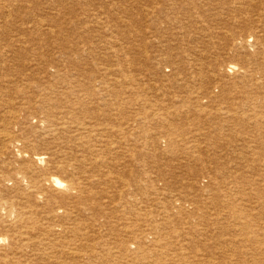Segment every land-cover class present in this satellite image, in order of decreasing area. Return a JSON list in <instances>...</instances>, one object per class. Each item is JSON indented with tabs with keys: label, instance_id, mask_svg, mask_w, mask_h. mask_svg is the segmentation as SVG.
I'll list each match as a JSON object with an SVG mask.
<instances>
[{
	"label": "rangeland",
	"instance_id": "374dc122",
	"mask_svg": "<svg viewBox=\"0 0 264 264\" xmlns=\"http://www.w3.org/2000/svg\"><path fill=\"white\" fill-rule=\"evenodd\" d=\"M240 2L0 0V237L2 225L11 232L0 243V264H264V0L260 15L245 5L239 11ZM241 22L257 30L261 46L241 49ZM231 64L240 70L229 71ZM45 83L53 88L46 99L57 96L53 105L33 89ZM47 105L56 107L54 123L72 126L55 132L36 111ZM31 140L36 148L27 149ZM23 149L67 167L54 164L44 180L103 176L101 185L82 183L67 197L52 189L48 212L30 176L20 174L24 162H39L18 156ZM51 163H36V173Z\"/></svg>",
	"mask_w": 264,
	"mask_h": 264
},
{
	"label": "bare ground",
	"instance_id": "6f19581e",
	"mask_svg": "<svg viewBox=\"0 0 264 264\" xmlns=\"http://www.w3.org/2000/svg\"><path fill=\"white\" fill-rule=\"evenodd\" d=\"M256 1V2H255ZM236 2H238V1H236ZM256 4H255V3ZM263 3V2H262ZM238 4H240V5H242V6H240L239 5V7H238V10L239 11H242L243 10V6L245 5V6H247L249 9L251 8L252 10H251V13H256L257 12V14L258 15H260L261 13H260V9H259V6H261V2H260V0H242V2H240V3H238ZM234 5V4H233ZM255 7V10L253 9V7ZM263 6V5H262ZM248 9V10H249ZM264 9V8H263ZM250 11V10H249ZM262 12H263V10H262ZM243 13L245 14V11L243 10ZM249 13V12H248ZM263 14V13H262ZM243 15V14H242ZM225 20V19H224ZM247 21V20H246ZM251 22V21H250ZM254 22V21H253ZM50 23V22H49ZM241 23H243V22H241ZM240 23V24H241ZM249 23V22H248ZM248 23L246 24H244V26H242L241 28H243V32H242V34H239V36H238V38L237 37H235V38H237L236 40L241 44V49L243 50V51H247V49H249V48H258V46H261V44H260V39H258V33L256 34V32H257V30H256V32L254 31V32H252L251 33V31L252 30H250L249 29V27L250 26H248ZM251 24V23H250ZM254 24V23H253ZM255 26V25H254ZM248 27V28H247ZM36 28V27H35ZM256 29V28H255ZM261 30V29H260ZM261 32V31H260ZM262 33V32H261ZM221 34V33H220ZM236 41V42H237ZM239 45V44H238ZM239 47V46H238ZM263 47V46H262ZM238 49V48H237ZM240 49V50H241ZM260 51H262V49H260ZM238 55V54H237ZM247 56V55H246ZM240 59V58H239ZM241 61H243L242 59H240ZM245 61V60H244ZM243 61V62H244ZM236 64V63H235ZM235 64H231V66L230 65H228V69H229V71H231V72H233V71H237V70H240V65H235ZM263 65V64H262ZM227 67V66H226ZM239 67V68H238ZM242 68V67H241ZM243 70H241V72L243 71L244 73H246L247 71L244 69V68H242ZM242 72V73H243ZM202 74H203V72H202ZM204 75V74H203ZM202 75V76H203ZM241 75V74H240ZM260 77V76H259ZM264 77V76H263ZM67 78V77H66ZM239 78H242V77H239ZM244 78V77H243ZM72 79H74V78H72ZM234 79V78H233ZM254 79V78H253ZM257 79V78H256ZM262 79V78H261ZM48 80V79H47ZM61 80V79H60ZM239 80V79H238ZM51 81V80H50ZM15 82H18V81H15ZM23 82V81H22ZM55 82H56V80H55ZM254 82V81H253ZM257 82V81H256ZM262 82V81H261ZM261 82H257V84L256 85H259V84H261ZM47 83H48V81H47ZM53 83V82H52ZM11 84V83H10ZM21 84V83H20ZM19 84V85H20ZM46 84V83H45ZM50 84V83H49ZM65 84V83H64ZM63 84V85H64ZM173 84V83H172ZM176 84H177V82H176ZM17 85V84H16ZM18 85V86H19ZM41 85H42V83H41ZM41 85H40V87L38 88V87H36L35 88V86H34V88L33 89H36V91H37V89H38V91H40V95L38 96L40 99H43V100H45L46 102V104L47 103H49L50 101H51V105H53V100L54 99H56L57 98V96H55L56 98H54L53 100H50V99H52V98H48V99H46L48 96H51L52 97V95H49L50 93L52 94V92H53V88L51 87V86H48V84H46L47 86H44V84H43V86L41 87ZM245 85V84H244ZM264 85V84H263ZM11 86V85H10ZM17 86V87H18ZM57 86H58V84H57ZM67 86V85H66ZM22 87V86H21ZM59 87V86H58ZM72 87H73V85H72ZM246 87V86H245ZM254 87V86H253ZM14 88V87H13ZM13 88H9V89H12L13 90ZM42 88V89H41ZM82 88V87H81ZM9 89L7 90L8 92H10L9 91ZM17 89V88H16ZM57 89V88H56ZM77 89V88H76ZM115 89V88H114ZM18 90V89H17ZM59 90V89H58ZM259 90V89H258ZM22 91V90H21ZM24 91V90H23ZM55 91V90H54ZM72 91V90H71ZM14 92V91H13ZM65 92V91H64ZM75 92V91H74ZM83 92V91H82ZM81 91H80V93H82ZM258 92V91H257ZM260 92V91H259ZM77 93V92H76ZM112 93H114V92H112ZM15 94V93H14ZM53 94H55V93H53ZM59 94H61L60 92H59ZM69 94L70 93H68V96H69ZM71 94H73V93H71ZM77 94H79V93H77ZM81 95V94H80ZM263 95V94H262ZM41 96V97H40ZM99 96V95H98ZM111 96V95H110ZM112 96H114L113 94H112ZM261 96V95H260ZM37 97V98H38ZM59 97V96H58ZM76 97V96H75ZM103 97V96H102ZM25 98V97H24ZM29 98V97H28ZM26 99V100H28L29 101V99ZM220 98V97H219ZM31 99V98H30ZM66 99V98H65ZM26 100H25V103H26ZM32 100V99H31ZM30 100V101H31ZM36 100V99H35ZM42 100V101H43ZM21 101V103H22V100H20ZM39 101V100H38ZM60 101V100H59ZM74 101V100H73ZM75 101H77V97H76V100ZM24 102V101H23ZM66 102V101H65ZM260 102L261 103H264V96L262 97V98H260ZM20 103V104H21ZM30 103V102H29ZM33 103H35L34 101H33ZM43 103V102H42ZM69 103H72V102H69ZM83 103V102H82ZM248 103V102H247ZM75 104H76V102L73 104V105H71V107H70V109H71V112L70 113H67L68 115H71V114H73L72 113V110H74V106H75ZM245 104V103H244ZM244 104H242V106L244 105ZM254 104V103H253ZM27 105V104H26ZM38 105V104H37ZM250 105V104H249ZM19 106V105H18ZM29 106V105H28ZM27 106V107H28ZM32 106V105H31ZM35 106H36V104H35ZM34 106V107H35ZM48 106V105H47ZM54 106H55V104H54ZM65 106V105H64ZM64 106H62V107H64ZM79 106V105H78ZM239 106V105H238ZM245 106V105H244ZM254 106V105H253ZM30 107V106H29ZM33 107V108H34ZM80 107V106H79ZM240 107V106H239ZM238 107V108H239ZM48 108H49V106H48ZM54 108H56V107H54ZM54 108L53 109H50V111H47V110H45L44 108H40L39 107V109H38V107H36V111L38 112H41V113H43V114H45L43 117L45 118V119H43V120H45L46 122H47V124H52L51 126L52 127H54V131L55 132H57L58 133V131H60V130H64V128H66L67 127V125H71L72 126V123L71 122H63V123H54V122H56V121H54L55 120V118L57 117V116H54ZM59 109H60V107H58ZM81 108V107H80ZM237 108V107H236ZM243 108V107H242ZM246 108V107H245ZM75 109H77V108H75ZM240 109V108H239ZM63 109H61V111H62ZM64 110H66V109H64ZM64 110H63V112H64ZM115 110V109H114ZM35 111V112H36ZM121 111V110H120ZM56 112V111H55ZM74 112V111H73ZM77 112H79V111H77ZM81 112V111H80ZM39 114V113H38ZM66 114V115H67ZM76 115H78V114H76ZM65 117V116H64ZM73 118H74V116H73ZM58 119V118H57ZM63 119V118H62ZM62 119H60V120H62ZM67 119V120H66ZM74 119H76V118H74ZM64 120V119H63ZM69 120V118L68 117H65V121H68ZM16 121V120H15ZM40 121H42V120H40ZM70 121V120H69ZM62 122V121H61ZM12 123V122H11ZM30 123V122H29ZM71 123V124H70ZM75 123V122H74ZM38 124V123H37ZM41 124V123H40ZM39 124V125H40ZM91 124V123H90ZM30 126H31V124H29ZM75 125V124H74ZM73 125V126H74ZM78 126V125H77ZM80 126V125H79ZM82 126V125H81ZM32 128V127H31ZM36 128H38V127H35V130H37ZM40 128V127H39ZM38 128V131H40V129ZM47 128V127H46ZM45 128V129H46ZM74 128V127H73ZM84 128V127H83ZM82 128V130H84ZM71 129V128H70ZM34 130V131H35ZM78 130V129H77ZM79 130H81V127H80V129ZM28 132V131H27ZM26 132V133H27ZM30 132V131H29ZM54 132V133H55ZM63 132V131H62ZM83 132H85V131H83ZM22 133V132H21ZM5 134H7V133H5ZM28 134V133H27ZM59 134V133H58ZM57 134V135H58ZM62 134V133H61ZM64 134V133H63ZM85 134V133H84ZM87 134V133H86ZM4 135V134H3ZM31 135H33V134H31ZM47 135H48V132H47ZM53 135V134H52ZM55 135V134H54ZM65 135V134H64ZM67 135V134H66ZM8 136H9V134H8ZM8 136L6 137L7 139H8ZM28 136V135H27ZM41 136V135H40ZM43 136V135H42ZM46 136V135H45ZM4 137V136H3ZM38 137V136H37ZM47 137V136H46ZM152 137V136H151ZM24 139H26L25 137H23ZM22 138V139H23ZM58 138V137H57ZM62 138V137H61ZM60 137L58 138V139H61ZM11 139V138H10ZM4 140H6V139H4ZM13 140V139H12ZM53 140V139H52ZM144 140H146V137H144ZM9 141V140H8ZM15 141V140H14ZM14 141H12L10 144L11 145H14ZM50 141V140H49ZM55 141V140H54ZM53 141V142H54ZM61 141V140H60ZM147 142H148V139L146 140ZM145 141V142H146ZM36 143H37V141H35ZM52 142V143H53ZM56 142V141H55ZM57 142H58V140H57ZM144 142V143H145ZM9 143V142H8ZM74 143H76V142H74ZM49 144V143H48ZM57 144V143H56ZM63 144V143H62ZM147 144V143H146ZM7 145V144H6ZM36 145H38V144H36ZM41 145V144H40ZM52 145H54V144H52ZM58 145V147H61L59 144H57ZM87 145V144H86ZM145 146V145H144ZM25 147L27 148V149H34V147L36 148V146H34L33 145V143H32V140H31V142L29 141V142H27V143H25ZM38 147V146H37ZM53 147V146H52ZM57 147V146H56ZM81 147L82 148H84V146L83 145H81ZM85 147H88V146H85ZM143 147V146H142ZM17 148V147H16ZM75 148V147H74ZM81 148V149H82ZM90 148V147H89ZM145 148H146V146H145ZM189 148V147H188ZM187 148V149H188ZM57 149V148H56ZM61 149V148H60ZM87 150H86V152L88 151V148H86ZM148 149V148H147ZM16 150V149H15ZM48 150V149H47ZM75 150H76V148H75ZM90 150H92L91 148H90ZM89 150V151H90ZM107 151H106V155L107 156H109L110 155V157H111V155L112 156H114L115 154L113 153L114 151V148H113V150H112V148H109V149H106ZM105 151V150H104ZM117 151H119L118 149H117ZM122 150H120V152H121ZM144 151H146L145 149H144ZM19 153H18V156H20V157H24L23 155L24 154H26V156H32V157H34L35 158V156H36V158L34 159V160H38L39 162H37L36 161V163H44V162H48V163H51L52 161H51V159H47V157L46 158H44V156H47V155H45V154H42V155H44V156H41L40 154H31V153H29V151L28 150H20V151H18ZM48 152V151H47ZM58 153H61V150H59L58 151ZM57 153V154H58ZM82 153V152H81ZM92 153V152H91ZM90 153V154H91ZM94 153V152H93ZM92 153V154H93ZM98 153H100V152H98ZM117 153V152H116ZM31 154V155H30ZM54 154H56V152L54 153ZM54 154H53V156H54ZM56 154V155H57ZM80 154V153H79ZM121 154V153H120ZM35 155V156H34ZM55 155V156H56ZM84 155V154H83ZM86 155V154H85ZM123 155V154H122ZM79 156V155H78ZM89 156V155H88ZM87 156V157H88ZM124 156H125V154H124ZM116 157V156H115ZM118 157V156H117ZM139 157H141L142 159H146V155H139ZM80 158V157H79ZM82 158H84V157H82ZM92 157H90V159H91ZM113 158V157H112ZM2 159V158H1ZM0 159V160H1ZM49 160V161H47V160ZM94 159H96V158H94ZM114 159V158H113ZM13 160V159H12ZM79 160V159H78ZM3 161V160H2ZM21 161H22V159H21ZM27 161V160H26ZM58 161V160H57ZM56 161V162H57ZM61 161H62V159H61ZM93 161V160H92ZM16 162H17V160H16ZM79 162V161H78ZM4 163V162H3ZM36 163H26V162H24V164L22 165V167H21V169H20V174L22 175V174H24L25 176H30V178L28 179L29 180V183L27 184V185H29V187L31 188V189H33V190H35V191H37V193L39 194V196H42L43 198H46V201H45V207H46V210H48V212H49V210L51 211L52 210V206H51V204H52V202H54V197H53V195H52V193H51V191H52V189L54 190V189H62V190H64V191H67L66 193L67 194H65V196L67 197L68 196V193L69 192H71V191H78L77 193L78 194H80V187L81 186H84V185H88V184H90V183H92V184H94V185H97V183L99 184L100 182L99 181H101L102 180V177L101 176H96V177H92L89 173V175L90 176H88L85 180H80V179H72L71 180V184H66L65 182H64V180H61V178H58L57 176H54V177H52L54 174H52V176L50 177V179H48V180H44V178H42V176L43 177H47V175L48 174H51L52 172H53V170H52V166L55 164V167L54 168H56L57 169V171H59V172H67V167L65 166V165H63V166H59V165H57L56 163H51L52 165H51V168H50V166L49 167H43L44 169H43V172H38V173H36L37 172V170L35 171V164ZM83 163H84V161H83ZM1 164V163H0ZM47 164V163H46ZM61 164V163H60ZM81 164V163H80ZM86 164V163H85ZM94 164V163H93ZM18 165H20L21 166V163L20 164H18ZM48 165V164H47ZM99 165V164H98ZM109 165V169L111 170V171H113L114 169H115V164L113 163V165H111L112 166V168H110V163L108 164ZM1 166V165H0ZM84 166V165H83ZM83 166L81 167V169H82V174L81 175H83L84 174V176L87 174V170L85 169V168H83ZM101 166H103V165H101ZM105 166V165H104ZM93 167H94V165H93ZM91 168V167H90ZM95 168V167H94ZM99 168V167H98ZM5 169V168H4ZM9 169V168H8ZM11 170V169H10ZM13 170V169H12ZM17 170V169H16ZM77 170V169H76ZM3 172H4V170H2ZM13 172V171H12ZM49 172V173H48ZM71 173V172H70ZM91 174H92V172H90ZM1 174H2V172H1ZM6 174V173H5ZM72 174V173H71ZM18 175V174H17ZM23 175V176H24ZM8 176V175H7ZM87 176V175H86ZM144 176V175H143ZM2 177H3V175H2ZM76 177V176H75ZM83 177V176H82ZM100 177H101V180H100ZM108 177V176H107ZM72 178H74V177H72ZM1 179V178H0ZM139 179H140V184H141V189H144V190H146V181L143 179V177H139ZM8 180H12V179H8ZM25 180H27V179H25ZM97 180H99V181H97ZM4 181H6V180H4ZM16 181V180H15ZM79 181H81V183L79 182ZM26 182V181H25ZM86 184H85V183ZM1 183V182H0ZM4 183H6V182H4ZM12 183V182H11ZM78 183H79V185H78ZM84 185H83V184ZM3 184V183H2ZM1 184V185H2ZM26 184V183H25ZM23 185V184H22ZM100 185H101V183H100ZM7 186V185H6ZM21 186V185H20ZM91 186V185H90ZM3 187H4V185H3ZM22 187V186H21ZM86 188H87V186H85ZM2 188V187H1ZM17 188V187H16ZM15 188V189H16ZM20 188V187H19ZM85 188V189H86ZM102 188V187H101ZM8 189V188H7ZM25 189H26V187H25ZM89 189V188H88ZM243 189V188H242ZM2 190V189H1ZM20 190H24V189H20ZM244 190V189H243ZM6 191V190H5ZM13 191H14V189H13ZM15 191H17V190H15ZM143 191V190H142ZM213 191V190H212ZM7 192V191H6ZM6 192H4V193H6ZM12 192V191H11ZM24 192V191H23ZM55 192V191H54ZM87 192V191H86ZM101 192H105V191H101ZM214 192V191H213ZM2 193V192H1ZM9 193H10V191H9ZM18 193H19V191H18ZM25 193V192H24ZM28 193V192H27ZM82 193V192H81ZM85 193V192H84ZM88 193V192H87ZM145 193V192H144ZM144 193H142L143 195H145ZM242 193V192H241ZM20 194V193H19ZM54 194V193H53ZM89 194V193H88ZM98 194V193H97ZM104 194V193H103ZM102 194V195H103ZM109 194V193H108ZM215 194V193H214ZM17 195V194H16ZM22 195V194H21ZM85 195V194H84ZM99 195H101V194H99ZM186 195V194H185ZM184 195V196H185ZM189 195V194H188ZM13 196V195H12ZM27 196V195H26ZM76 196V195H75ZM104 196V195H103ZM19 197V196H18ZM22 197V196H21ZM56 197H58V195L56 196ZM71 197H72V194H71ZM88 197V196H87ZM92 197V196H91ZM95 197V196H94ZM98 197V196H97ZM105 197V196H104ZM185 197H187V196H185ZM65 198V197H64ZM74 198V197H73ZM107 198V197H106ZM188 198V197H187ZM10 199V198H9ZM16 199H18V198H16ZM23 199H26L25 197L23 198ZM39 199V198H38ZM82 199V198H81ZM84 199H86V195H85V197H84ZM88 199V198H87ZM92 199H93V197H92ZM182 201H183V199L182 198H180ZM2 199H0V201H1ZM22 200V199H21ZM21 200H20V202H21ZM45 200V199H44ZM58 200V199H57ZM56 200V201H57ZM73 200V199H72ZM90 200V199H89ZM96 200V199H95ZM148 200V199H147ZM150 200V199H149ZM162 200V199H161ZM180 200V201H181ZM192 200V199H191ZM4 201V200H3ZM16 201H18V200H16ZM75 201H76V199H75ZM82 201V200H81ZM81 201H80V203H81ZM84 201V200H83ZM177 201V200H176ZM181 201V202H182ZM230 200H228L227 201V203H225L226 204V206L227 207H230L231 205H233V203H228ZM241 201V200H240ZM243 202H244V200H242ZM15 202V201H14ZM25 202V201H24ZM69 202H71V201H69ZM87 202V201H86ZM184 202V201H183ZM182 202V203H183ZM191 201L189 200V203H190ZM196 202V201H195ZM194 202V203H195ZM251 202V201H250ZM7 203V202H6ZM72 203V202H71ZM80 203H78L79 205H80ZM88 203H89V201H88ZM93 203H97V202H93ZM187 203V202H186ZM188 203V204H189ZM5 204V203H4ZM8 204V203H7ZM10 204V203H9ZM23 205H25L24 203H22ZM84 204V203H83ZM85 204H87V203H85ZM92 204V203H91ZM220 204V203H219ZM218 204V205H219ZM222 204H224L223 202L221 203V206H223ZM236 204V203H235ZM240 204V203H239ZM12 205V204H11ZM17 205V204H16ZM15 205V206H16ZM27 205V204H26ZM30 205V204H29ZM39 205V204H38ZM181 205V204H180ZM190 205H192V204H190ZM238 205V204H237ZM5 206V205H4ZM18 206H19V204H18ZM21 206V205H20ZM19 206V207H20ZM68 206V205H67ZM73 206V205H72ZM82 206V205H81ZM80 206V207H81ZM87 206V205H86ZM195 206V205H194ZM193 206V207H194ZM225 206V205H224ZM239 206H241V205H239ZM7 207H10L9 205H7ZM24 206H22V208H23ZM27 207V206H26ZM25 207V208H26ZM30 207V206H29ZM64 207V206H63ZM65 207H66V204H65ZM64 207V208H65ZM69 207H70V205H69ZM88 207V206H87ZM87 207H84L85 208V212L87 213ZM149 207V206H148ZM184 207H186L185 206V202L182 204V207L180 208V211H183L182 209H184ZM217 207V206H216ZM227 207H225V208H227ZM15 207L13 206V209H14ZM16 208H17V206H16ZM21 207H20V209H22ZM28 208V207H27ZM61 208V207H60ZM213 208V207H212ZM260 208V207H259ZM2 209H3V206H2ZM35 209V208H34ZM68 209V208H67ZM71 209H72V207H71ZM90 209V208H89ZM186 210H187V207L185 208ZM224 209V208H223ZM3 210H6V209H3ZM18 210V209H17ZM59 210V209H58ZM70 210V209H69ZM91 210V209H90ZM177 210V209H176ZM212 210H214V209H212ZM15 211V210H14ZM52 211H54V210H52ZM65 212H66V210H64ZM72 211V210H71ZM71 211H69V212H71ZM76 211V210H75ZM78 211V210H77ZM195 211V210H194ZM201 211V210H200ZM228 211V210H227ZM236 211H239V210H236ZM235 211V212H236ZM34 212H36V211H34ZM68 212V211H67ZM68 212V213H69ZM219 212V211H218ZM230 212V211H229ZM243 212V211H242ZM3 213V212H2ZM31 213V212H30ZM30 213H28V215L30 214ZM44 213V212H43ZM51 213V212H50ZM59 213V212H58ZM183 213H185L184 211H183ZM207 213V212H206ZM213 213V212H212ZM228 213V212H227ZM226 213V214H227ZM234 213V212H233ZM233 213H232V215H233ZM17 214V213H16ZM25 214L26 213H22V212H20L19 214H17V218L19 219V217L21 218V217H23V216H25ZM32 214H34V213H32ZM37 214V213H36ZM52 214V213H51ZM63 214V213H62ZM96 214V213H95ZM208 214V213H207ZM216 214V213H215ZM222 214V213H221ZM220 214V215H221ZM229 214V213H228ZM235 214H238V213H235ZM42 215V214H41ZM46 215V214H45ZM58 215V214H57ZM71 215V214H70ZM81 215V214H80ZM217 215H219V213H217ZM242 215H244V214H242ZM36 216V215H35ZM59 216V215H58ZM73 216V215H72ZM96 216V215H95ZM95 216H93V217H95ZM144 216H146V215H144ZM222 216V215H221ZM234 216V215H233ZM236 216V215H235ZM247 216V215H246ZM262 216V215H261ZM5 217V216H4ZM12 217V216H11ZM26 217V216H25ZM32 217V216H31ZM51 216H49V218H50ZM53 217V216H52ZM51 217V218H52ZM83 217H84V215H83ZM147 217V216H146ZM145 217V218H146ZM197 217H199V216H197ZM252 217V216H251ZM43 218V217H42ZM48 218V217H47ZM54 218V217H53ZM56 218V217H55ZM71 218V217H70ZM75 218H77V217H75ZM200 218V217H199ZM235 218V217H234ZM11 219V218H10ZM45 219V218H44ZM61 219H62V217H61ZM264 219V218H263ZM33 220H35V219H33ZM43 220V219H42ZM48 220V219H47ZM46 220V221H47ZM51 220V219H50ZM54 220V219H53ZM240 220V219H239ZM24 221V220H23ZM31 221V220H30ZM38 221H39V219H38ZM185 221V220H184ZM195 221V220H194ZM223 221V220H222ZM34 222V221H33ZM224 222H225V220H224ZM25 223V222H24ZM28 223V222H27ZM31 223H32V221H31ZM30 223V224H31ZM37 223V222H36ZM41 223V222H40ZM9 224V223H8ZM192 224V223H191ZM218 224V223H217ZM37 225H38V223H37ZM13 226V225H12ZM28 226V225H27ZM32 226V225H31ZM31 226H30V228H31ZM42 226V225H41ZM219 226V225H218ZM22 227V226H21ZM20 227V228H21ZM216 227V226H215ZM2 228H3V235L1 236V237H3V238H1L0 237V243H2L3 241H9V235L11 234V232H9V227H7L6 225H2ZM28 228V227H27ZM39 228L40 227H38V230H39ZM77 228V227H76ZM0 229H1V227H0ZM11 229V228H10ZM15 229H17V227H15ZM23 229V228H22ZM26 229V228H25ZM29 229V228H28ZM35 229V228H34ZM45 229V228H44ZM77 229H79V227L77 228ZM77 229H74L75 231L77 230ZM18 230H20L19 228H18ZM17 230V231H18ZM24 230V229H23ZM31 230V229H30ZM41 230V229H40ZM71 230V229H70ZM73 230V231H74ZM80 230V229H79ZM44 231V230H43ZM46 231V230H45ZM33 232H34V230H33ZM32 232V233H33ZM51 232V231H50ZM53 232V231H52ZM8 233H10V234H8ZM14 233H16V232H14ZM29 235L31 234L30 232H27ZM35 233H37V231L35 232ZM43 233V232H42ZM45 233H47V232H45ZM44 233V234H45ZM53 233H55V232H53ZM79 233V232H78ZM50 234H52V233H50ZM17 235V234H16ZM20 235V234H19ZM27 235V234H26ZM32 235V234H31ZM30 235V236H31ZM47 235V234H46ZM22 236V235H21ZM24 236V235H23ZM49 236V235H48ZM53 236H54V234H53ZM75 236H77V234L75 235ZM45 237V236H44ZM180 237V236H179ZM11 239H12V237H10ZM18 238V237H17ZM54 238H55V236H54ZM19 239V238H18ZM22 239V238H21ZM21 239H20V241H21ZM15 240V239H14ZM49 240H50V238H49ZM49 240L47 239V241L49 242ZM156 240V239H155ZM7 241V242H8ZM18 241V240H17ZM16 241V242H17ZM46 241V239L45 240H43L42 242H45ZM161 241V240H160ZM184 241H185V239H184ZM13 242V241H12ZM57 242V241H56ZM39 243H41V242H39ZM45 243H47V242H45ZM77 243V242H76ZM156 243V242H155ZM19 244V243H18ZM36 244V243H35ZM42 244V243H41ZM48 244V243H47ZM54 244V243H53ZM122 245H120L123 249H130V248H132L131 247V244L132 243H130V242H127V245H126V247H125V245H124V242L123 243H121ZM142 244L143 243H138V244H134L133 245V247H143L142 246ZM20 245V244H19ZM34 245V244H33ZM37 245V244H36ZM57 245V244H56ZM55 245V246H56ZM61 245H63L62 243H61ZM16 246V245H15ZM14 246V247H15ZM42 245H40V247H41ZM71 246H72V244H71ZM21 247V246H20ZM43 247V246H42ZM50 247V246H49ZM51 247H54V245L53 246H51ZM59 247H60V245H59ZM62 247V246H61ZM125 247V248H124ZM262 247V246H261ZM12 248H13V246H12ZM17 248H19V246L17 247ZM46 248V247H45ZM44 248V249H45ZM62 248H64L65 249V247H62ZM68 248H70V247H68ZM72 248V247H71ZM76 248V247H75ZM9 249V248H8ZM48 249V248H47ZM47 249H46V251H47ZM54 249V248H53ZM17 249H15V251H16ZM19 250V249H18ZM57 250H58V248H57ZM56 250V251H57ZM20 251V250H19ZM72 252H71V256L69 257V258H75V255H77V252H76V250L74 251V250H71ZM49 252V251H48ZM67 252H69V249H68V251ZM66 252V253H67ZM147 252V251H146ZM5 253H7V252H5ZM5 253H4V255H5ZM11 253V252H10ZM14 253V252H13ZM19 253V252H18ZM80 253V252H79ZM51 254V253H50ZM62 254V253H61ZM180 254V253H179ZM8 255V254H7ZM6 255V256H7ZM10 255V254H9ZM11 255H12V253H11ZM86 255V254H85ZM155 255V254H154ZM185 255V254H184ZM5 256V257H6ZM13 256V255H12ZM152 256V255H151ZM182 256V255H181ZM8 257H10V256H7V258ZM77 257V256H76ZM84 257H86V256H84ZM130 257H132V256H130ZM155 257V256H154ZM183 257V256H182ZM188 257V256H187ZM50 258H51V255H50ZM49 258V259H50ZM54 258V257H53ZM56 258H58V257H56ZM65 258V257H64ZM69 258L67 259V260H69ZM89 258V257H88ZM112 258V257H111ZM110 258V259H111ZM185 258V257H184ZM196 258V257H195ZM13 259V258H12ZM66 259V258H65ZM75 259H78V258H75ZM80 259V258H79ZM186 259V258H185ZM5 260V259H4ZM9 260V259H8ZM56 260L57 259H55L54 261L56 262ZM61 260V259H60ZM63 260V259H62ZM67 260H66V262H67ZM80 260H82V258L80 259ZM86 260H90V259H86ZM93 260V259H92ZM101 260H102V258H101ZM100 260V261H101ZM152 260V259H151ZM184 260V259H183ZM13 263H14V261L13 260H11ZM52 261V260H51ZM74 261V260H73ZM78 262H80L79 260H77ZM8 262V261H7ZM18 262V261H17ZM61 262H63V261H61ZM72 262V261H71ZM76 262V261H75ZM83 262H85L84 260H83ZM138 262V261H137ZM152 262H154V261H152ZM190 262V261H189ZM194 262V261H193ZM10 263V262H9ZM73 263V262H72ZM52 264V263H51ZM56 264V263H55ZM66 264H70V263H66ZM77 264V263H76ZM155 264V263H154ZM162 264V263H161ZM196 264V263H195Z\"/></svg>",
	"mask_w": 264,
	"mask_h": 264
}]
</instances>
